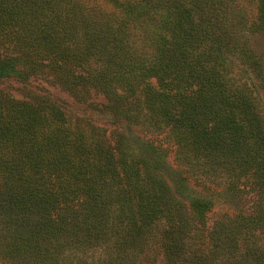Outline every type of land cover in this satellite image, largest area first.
Segmentation results:
<instances>
[{
  "label": "trees",
  "instance_id": "1",
  "mask_svg": "<svg viewBox=\"0 0 264 264\" xmlns=\"http://www.w3.org/2000/svg\"><path fill=\"white\" fill-rule=\"evenodd\" d=\"M257 32L264 0H0V83L116 126L0 89V264H264Z\"/></svg>",
  "mask_w": 264,
  "mask_h": 264
},
{
  "label": "rangeland",
  "instance_id": "2",
  "mask_svg": "<svg viewBox=\"0 0 264 264\" xmlns=\"http://www.w3.org/2000/svg\"><path fill=\"white\" fill-rule=\"evenodd\" d=\"M250 42L252 48L261 58L264 64V32L252 34L250 36ZM0 89L5 90L19 100L26 99L30 92L33 94H48L59 103V105L65 110L71 119L91 120L96 125H101L109 129L110 134L116 130V126L112 120L106 115L100 113V111H97V109L94 107L96 104L106 103L104 97L95 95L88 102L81 103L58 86H54L42 78L33 79L27 84H23L16 79L6 80L0 83ZM172 159L173 157L171 160ZM225 208V205L216 207L214 214L211 215L212 219H216L220 213L224 212ZM78 256L79 255L77 253L69 254L65 261L76 264ZM151 259L153 264H165L164 254H162L159 247H156L154 252H152Z\"/></svg>",
  "mask_w": 264,
  "mask_h": 264
}]
</instances>
